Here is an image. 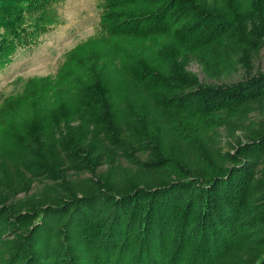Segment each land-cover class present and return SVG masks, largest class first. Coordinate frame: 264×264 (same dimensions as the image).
<instances>
[{
    "label": "trees",
    "instance_id": "16d2710c",
    "mask_svg": "<svg viewBox=\"0 0 264 264\" xmlns=\"http://www.w3.org/2000/svg\"><path fill=\"white\" fill-rule=\"evenodd\" d=\"M64 1L0 0V70L60 24ZM98 7L97 33L55 76L0 96V200L14 187L7 172L24 187L48 173L65 179L64 166L94 172L103 156L107 172L135 152L148 169L178 174L125 186L112 175L74 188L63 180L47 189L65 186L62 197L0 209V264H264V132L224 161L211 149L226 115L264 95V72L209 81L252 67L264 0ZM192 61L207 81L188 70Z\"/></svg>",
    "mask_w": 264,
    "mask_h": 264
},
{
    "label": "rangeland",
    "instance_id": "374dc122",
    "mask_svg": "<svg viewBox=\"0 0 264 264\" xmlns=\"http://www.w3.org/2000/svg\"><path fill=\"white\" fill-rule=\"evenodd\" d=\"M98 2L99 0H66L61 3L59 5L60 24L40 35L35 43L20 48L13 56L11 63L0 70V96L4 98L22 92L26 81L31 77L55 76L66 60L67 54L97 33L100 14ZM188 70L196 73L201 82L207 81L202 66L197 61H192L188 65ZM259 72H264V47L253 58L251 68L238 66L230 73L222 75L220 79L209 81L218 84H231L241 81L247 75H256ZM226 117L224 121L222 120L223 125L216 128V139L214 144H211V149L214 150L213 154L218 156L215 159L217 162L226 160L227 156L236 150L237 144L246 142V139L252 136L254 132H264V95L257 100L248 102L240 112L234 110ZM106 160L107 157L103 156L97 163L98 165L94 167V172L89 170L80 172L73 165L71 167L64 166L63 169L66 172L63 171L65 178L63 180L64 182L68 181L71 184L68 186L74 188L78 186L79 180L92 178L96 183L103 176L112 175L118 186H125L128 184H147L150 180H156L160 177H174L178 174V172H162L154 169L153 166L148 169L147 165L151 161H146V156L141 155V153L131 152L129 158L122 157L121 160L112 162L114 164L113 172H107L110 167L105 163ZM72 167L74 169H71ZM17 174L14 172H7L6 174L11 181V186L14 187L10 192L6 189L3 190V193H8L5 198L0 200V209L12 208L13 204L22 203L26 205L23 207L26 209L31 206L29 205L31 202L36 204L38 202H51L53 198L50 195L64 196L63 189L65 186L59 185L47 191L49 185L54 186L63 183V180L59 179L50 181L49 179L55 178L53 173L44 174L43 177L39 178H32L28 173L27 178H32V182L24 187L16 184L14 179ZM0 177L5 181L4 174H1ZM57 177H59V173ZM4 185L7 187L6 183ZM9 187L7 188L9 189ZM47 192L50 200L44 198Z\"/></svg>",
    "mask_w": 264,
    "mask_h": 264
},
{
    "label": "bare ground",
    "instance_id": "6f19581e",
    "mask_svg": "<svg viewBox=\"0 0 264 264\" xmlns=\"http://www.w3.org/2000/svg\"><path fill=\"white\" fill-rule=\"evenodd\" d=\"M45 61V60H44Z\"/></svg>",
    "mask_w": 264,
    "mask_h": 264
}]
</instances>
